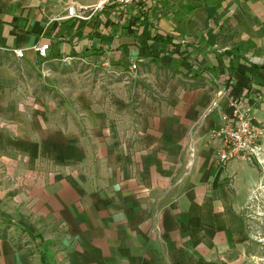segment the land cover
I'll list each match as a JSON object with an SVG mask.
<instances>
[{
	"label": "crops",
	"instance_id": "obj_1",
	"mask_svg": "<svg viewBox=\"0 0 264 264\" xmlns=\"http://www.w3.org/2000/svg\"><path fill=\"white\" fill-rule=\"evenodd\" d=\"M98 1L0 0V264H259L264 136L211 131L264 127V0Z\"/></svg>",
	"mask_w": 264,
	"mask_h": 264
},
{
	"label": "built area",
	"instance_id": "obj_2",
	"mask_svg": "<svg viewBox=\"0 0 264 264\" xmlns=\"http://www.w3.org/2000/svg\"><path fill=\"white\" fill-rule=\"evenodd\" d=\"M143 1H150L156 4L159 0H99L92 8L93 10L102 9L109 5L127 6L129 4H139ZM91 7L81 6L78 8L74 4L66 5L65 18L69 19H87L85 10ZM48 44L37 47V52L41 57H45ZM13 53L18 57H24L22 49H13ZM131 68L135 70L137 65L132 64ZM230 93V87L217 82L215 97L226 96ZM232 112L230 115H223L216 128L211 131L214 137L220 140V146L217 151V158L221 163H227L240 156H248L255 153L259 141L264 136V127L250 113V109L234 97H229Z\"/></svg>",
	"mask_w": 264,
	"mask_h": 264
},
{
	"label": "rangeland",
	"instance_id": "obj_3",
	"mask_svg": "<svg viewBox=\"0 0 264 264\" xmlns=\"http://www.w3.org/2000/svg\"><path fill=\"white\" fill-rule=\"evenodd\" d=\"M25 3L38 2L42 6L51 9V11L59 10L62 6L68 4V0H21ZM157 4V3H156ZM219 148V147H218ZM218 151V150H217ZM264 207H262L261 216L249 217L248 228L250 234L255 237V246L258 250V263L264 264ZM257 211H255L256 213ZM256 216V214L254 215Z\"/></svg>",
	"mask_w": 264,
	"mask_h": 264
}]
</instances>
